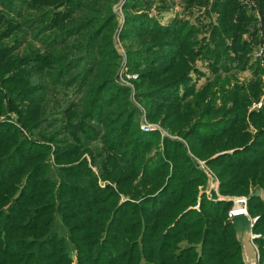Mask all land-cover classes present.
I'll return each instance as SVG.
<instances>
[{
    "label": "trees",
    "instance_id": "obj_1",
    "mask_svg": "<svg viewBox=\"0 0 264 264\" xmlns=\"http://www.w3.org/2000/svg\"><path fill=\"white\" fill-rule=\"evenodd\" d=\"M118 1L0 0V264H247L233 201L204 192L202 160L221 195L248 197L264 264V107L251 109L264 68L232 89L218 77L196 90L189 76L198 57L215 72L234 60L246 69L243 34L255 21L238 0H214L219 21L205 42L190 20L131 13L154 0L125 1L136 99L162 136L140 128L118 80ZM25 27L42 49L19 52Z\"/></svg>",
    "mask_w": 264,
    "mask_h": 264
},
{
    "label": "rangeland",
    "instance_id": "obj_2",
    "mask_svg": "<svg viewBox=\"0 0 264 264\" xmlns=\"http://www.w3.org/2000/svg\"><path fill=\"white\" fill-rule=\"evenodd\" d=\"M125 1L126 0H119L118 2H113L112 4V9L118 15V26L117 28L114 29L112 34L116 45V49L120 55V61H119L120 65L122 64V68L118 73V80L120 83L127 85L131 88L132 93L130 96H132V99L141 110V117L139 119L140 128L144 132L160 131L162 136H164L167 134V132L163 129L160 122L150 121L147 117V112L144 105L139 103L136 99L137 89L134 86L133 82H135L134 80L138 79L139 72L134 71L130 68V65L128 64V49L126 45L127 42L124 43V41H122L120 37V33L122 31L125 21L124 8H123ZM176 2L177 3L174 4L173 0H154V2L151 4L150 7L143 6L141 4L132 7L131 13L147 12L151 17L157 19L159 23L164 26L169 25L171 23L169 21L172 18L174 20L175 18H178L179 20L182 21L190 20L191 22L197 23L198 24L197 26H199L200 28L197 37H199L201 40H205V42H208L211 37V25L212 23L219 21V15H220L218 11L213 9L214 0H209L207 2L195 0L190 5L187 4V0H176ZM238 2L241 8L244 7L247 15L251 16L255 21V23L250 27V31H247L246 33L243 34V38L249 40L251 45L250 46L251 50H249L247 53L248 65L245 67L246 69L240 68L238 67L239 61L234 60L229 62V69L227 71H224V69L220 68L218 72H215L212 69V62L209 58L198 57L196 59V62H194V67L196 69L193 68V70H191L189 73L191 82L196 84V90H200L207 82H214L216 79H218V77H219L218 79L219 82H230L226 86L229 89H232L235 86L236 82L246 85L256 80L255 76L253 75L254 65H260L261 67L264 68V16L261 10L260 2L259 0H238ZM90 14H92L91 11ZM32 28L25 27L26 33L20 34L21 36L20 41L22 45L19 47V52H23L30 43L34 44L35 47L42 49L43 42L41 41L40 38L35 37ZM254 31H256L255 33L256 35H254V38L252 40L250 34H252V32ZM130 42L135 44L137 41H130ZM228 44L231 45L232 42L228 40ZM135 45L138 46L139 44H135ZM201 45H206V44L203 43ZM213 46H215V44H213ZM230 55L232 57H235L237 54L234 51H231ZM260 81L262 82L263 94L258 102H254V104L251 106V109H259L264 107V74L262 75V77H260ZM74 96L79 97L80 94L74 93ZM218 104L219 105L221 104L220 99L218 100ZM12 116L15 117L14 114ZM146 121L151 123L152 126L154 127L151 131L144 130L143 125L145 124ZM174 137L180 138L178 136H174ZM88 159L90 158L88 157ZM202 162L205 163V161L203 160ZM205 166L208 167L206 163ZM202 168L205 170L204 167ZM211 173L215 177H217L214 172ZM213 184L215 185L216 183L213 180H211L209 177V185L205 188L204 192H206V194L210 198L212 197ZM258 190L260 191L262 190L261 192L264 193V187L256 189V192ZM238 196H243V195L226 196V200H232Z\"/></svg>",
    "mask_w": 264,
    "mask_h": 264
},
{
    "label": "built area",
    "instance_id": "obj_3",
    "mask_svg": "<svg viewBox=\"0 0 264 264\" xmlns=\"http://www.w3.org/2000/svg\"><path fill=\"white\" fill-rule=\"evenodd\" d=\"M143 128L146 131H151L154 127L152 126L151 123H149V122L146 121L145 124L143 125ZM199 163L202 165V167L205 168V171L209 175L210 179L213 180L216 183L215 185L213 184V186H212L213 189L212 188L211 189L216 191L219 199H221V200L222 199H226V196H223V195H221L219 193V189H218V187H219V185H218L219 184V181H218V178L215 177L211 173L212 171L210 170L209 167H206L205 166V163L204 162L199 161ZM232 200H233V206H232L231 210L229 211L230 218H233L234 215H237V214H240V213H245V214H247V215L250 216V218H251V224H252V226L255 227V225H256L259 217L258 216H251L249 214V211H248V197L243 195V196L235 197ZM251 233H252L251 237H252V240H253V245L255 246V248H256V250L258 252V257H259V251H258L257 245L255 244L254 240L256 238H260L261 237V234L258 233V232H256L254 230V228L252 229V232Z\"/></svg>",
    "mask_w": 264,
    "mask_h": 264
},
{
    "label": "water",
    "instance_id": "obj_4",
    "mask_svg": "<svg viewBox=\"0 0 264 264\" xmlns=\"http://www.w3.org/2000/svg\"><path fill=\"white\" fill-rule=\"evenodd\" d=\"M232 220L235 226L238 239L242 244V252H243V256H244L246 263L247 264H257L255 260L253 261L246 257V247L250 244H253L251 232L254 226H252L251 224L250 216L245 213H240V214L234 215Z\"/></svg>",
    "mask_w": 264,
    "mask_h": 264
},
{
    "label": "crops",
    "instance_id": "obj_5",
    "mask_svg": "<svg viewBox=\"0 0 264 264\" xmlns=\"http://www.w3.org/2000/svg\"><path fill=\"white\" fill-rule=\"evenodd\" d=\"M262 191V190H261ZM260 190L257 191V193L259 195L262 196V198H264V193H262ZM246 257L250 260H256L258 261L257 264H259V258L260 256L258 257V253H257V250L256 248L254 247L253 244H250L246 247Z\"/></svg>",
    "mask_w": 264,
    "mask_h": 264
}]
</instances>
